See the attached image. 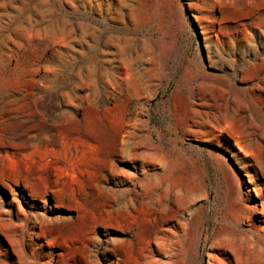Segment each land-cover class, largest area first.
<instances>
[{
	"label": "rangeland",
	"instance_id": "1",
	"mask_svg": "<svg viewBox=\"0 0 264 264\" xmlns=\"http://www.w3.org/2000/svg\"><path fill=\"white\" fill-rule=\"evenodd\" d=\"M0 264H264V0H0Z\"/></svg>",
	"mask_w": 264,
	"mask_h": 264
}]
</instances>
